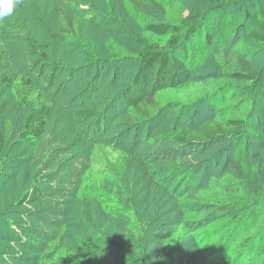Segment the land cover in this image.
Instances as JSON below:
<instances>
[{"label":"trees","instance_id":"obj_1","mask_svg":"<svg viewBox=\"0 0 264 264\" xmlns=\"http://www.w3.org/2000/svg\"><path fill=\"white\" fill-rule=\"evenodd\" d=\"M207 1L214 4L211 9L226 7L222 0ZM231 1L245 9L249 18L248 38L264 44V0H256V5L253 0ZM31 2L36 8L41 5L40 0ZM49 10L51 8L45 10L46 14ZM32 12L33 9L22 5L21 0L14 14L20 13L26 30L23 39L29 48L36 50L42 42L39 43L33 32H27L28 21L34 18ZM60 17L59 33L50 38L79 40L83 49L91 53L94 43L84 40L80 32L82 22L79 19L74 22L65 14ZM204 17L203 12L190 15L185 43L195 36ZM47 19L46 23L53 22ZM15 25L10 18L0 21V85L4 86L0 96L5 95V101L14 100L22 109L17 112L18 119L7 120L5 132L0 128V157L8 145L20 147L43 140L45 136L50 149L47 155L39 150L33 153L30 162L36 160L38 165L32 181L10 200L12 202L0 208V225L6 227L0 232V264H195L194 253L189 250L198 245L209 250L217 247L214 250L216 260L230 252L229 263L235 264L241 254L246 264H264V258L260 260L263 248L260 253L253 254L256 248L251 251L259 235H247L239 241L242 254L240 249L226 244L229 232H220L215 228L218 224L206 228L210 221L219 222L222 218L235 222L237 227L247 224L251 212L255 214L257 209L264 208V186L263 191L256 193V201L241 205L225 185L219 184L218 177L210 183L198 182L201 150L216 144L237 148L229 163V173L234 180L252 187L259 184V173L264 177V158H252L247 146L249 136L260 138L264 130V69L233 75L236 81L247 83L248 88L250 105L241 116L221 114L198 124H178L166 137L168 144L160 146L142 139V133L140 142L128 145L101 138L93 142L86 140L88 149L85 152L80 149L81 145L62 146L65 137L54 139L50 129L54 104L33 73L13 68L1 71L11 57L3 33H8ZM8 28L10 30L5 31ZM145 30L157 36L172 34L167 43L153 42L139 51L137 71L131 84L133 92L129 94L130 89L123 92L130 111L118 124L134 125L131 127L134 135L139 131L136 129L139 123L143 126L151 123L152 118L143 109L156 104L155 90L160 88V83H175L180 78L177 70L185 66L175 52L181 45L176 35L179 26L163 21L149 22ZM205 35L210 42L209 33ZM42 46L43 60L60 56L48 51L50 45ZM31 53L29 50L25 56L29 58ZM104 109L103 105L96 108L83 105L77 110L76 118L81 119L85 127ZM79 132L77 129L75 134ZM96 132H100L99 128ZM155 146L170 151L161 152V149L160 153L154 150L156 153H151ZM194 153H197L195 158ZM2 160L0 178L15 179L14 174L5 172L9 163L7 156ZM65 168L70 170L65 171ZM5 183L0 181V189ZM161 191L169 196L165 204L159 206L155 199L154 208L147 214L138 211L136 201L145 208L146 194H154L158 199ZM206 204L212 206L206 208ZM241 206H244L243 215ZM192 226L198 230L193 231ZM246 252L249 253L245 255Z\"/></svg>","mask_w":264,"mask_h":264},{"label":"rangeland","instance_id":"obj_2","mask_svg":"<svg viewBox=\"0 0 264 264\" xmlns=\"http://www.w3.org/2000/svg\"><path fill=\"white\" fill-rule=\"evenodd\" d=\"M40 1L41 5L38 8L31 0H22V5L33 9L34 18L28 21L27 32L29 30L33 32L39 43L42 42L41 45H38L36 50L27 46L23 39L26 30L23 29L20 13L8 17L15 21L16 25L12 30L6 29L5 31L10 30L8 33H3V36H6L3 40L9 46L11 57L1 71L8 72L13 68L21 72H31L38 79L41 88L46 92L45 95L54 104L50 129L54 139L59 136L65 137L62 146L81 145L80 149L86 152L88 149L86 140L93 142L96 138H101L128 145L140 142L141 133L144 135L142 139L156 142L160 146L162 143L168 144L166 137L178 124H198L209 118L220 117L221 114L241 116L248 110L250 99H248L247 83L236 81L233 75L240 72L262 71L264 44L255 43L248 38L246 33L249 18L246 17L245 9L240 4L231 0H222L225 2V9L215 10V8L211 9L214 4H210L207 0ZM253 2L256 5L257 1L253 0ZM48 8L51 10L46 14L45 10ZM197 12L204 13L205 21L200 23L197 33L190 42L185 43L184 34L190 15ZM63 14L72 18L74 22L76 19L82 22L80 32L84 40L94 43V47L90 49L91 53L83 49L84 45L79 40L61 41L58 36L50 38L51 35L59 33L58 22ZM45 18H48L47 20L51 18L53 22L49 21L48 24ZM158 21L180 27L176 35L180 38L181 45L175 52L185 66L177 70L180 78L175 83L171 84L168 81L160 83V88L155 90L156 104L148 105L143 109L152 118L151 123L145 126L139 123L136 127L139 131L134 135L131 133L133 131L131 127L134 125L118 124L120 118L130 111L123 92L127 89H130L129 94L133 92L131 84L137 71L139 51L153 42L165 44L171 38L172 32L157 36L145 30L147 23ZM207 33L211 36L210 42L206 41ZM47 36L50 39H47ZM42 45H50L48 51L59 53L60 56L43 60L40 55L41 50L44 49ZM29 50L33 53L28 58L25 54L29 53ZM60 58L61 62H59ZM2 89L4 90V86L0 85V93ZM83 105L92 108L103 105L106 109L94 120L86 121L89 123L83 127V121L76 118L77 110ZM20 109L22 108L14 100L5 101V95L0 96V128L3 132L8 119H18L17 112ZM133 118L136 119L134 116ZM96 128H99V133L96 132ZM77 129L81 132L79 135L75 134ZM261 134L260 138L248 137V152L252 158L259 156L264 158V130ZM46 138L45 136L43 140L20 147L15 144L10 147L8 145L7 151L0 157L3 159L7 156L9 163L5 172L11 176L14 174L15 178L10 180L6 177L0 178L1 182H6L0 189V208L5 207L8 201L12 202L10 200L15 199L32 181L38 163L36 160L30 162V159L37 150L47 155L50 148ZM159 146L151 148V153H160L162 148L159 149ZM80 149L78 148L79 151ZM166 151L170 150L162 149L161 152ZM201 151L202 158L198 162L200 184L210 183L218 177L216 179L219 184L227 187L229 193L239 200L238 204L244 205L256 201V193L263 191V174L259 173L258 185L248 187L247 183L234 180L229 173L230 157L236 154L237 148L216 144ZM195 156L197 153H194L193 158ZM190 158L192 159V156ZM61 171L59 170V175H62ZM145 198V208H142L141 202H135L138 211L141 213L144 211L143 214L154 208L155 199L156 203L159 202V206L169 200V196L164 191H161L159 200L154 194H146ZM211 206L205 205L206 208ZM243 208L244 206H241V215L244 214ZM251 216L244 226L241 223L237 227L235 222L222 218L219 222L210 221L206 228L218 224L215 228L220 232H229L226 244L230 243L228 246L240 249L241 253L243 247L240 246L239 241L245 239L247 235H259L255 238V247L251 251H255L256 248L258 252L256 250L253 254L260 253L261 248L264 250V245H261L264 242V208L257 209L255 214L251 212ZM237 219L240 220L239 217ZM5 228L0 225V232ZM192 230L196 231L198 227L192 226ZM216 248L212 246L209 250L198 245L189 252L194 253L195 264H234V262L229 263L230 252L216 260L214 253ZM224 257L225 260H221ZM243 257L240 254L235 264H246ZM262 258L264 251L260 260Z\"/></svg>","mask_w":264,"mask_h":264},{"label":"clouds","instance_id":"obj_3","mask_svg":"<svg viewBox=\"0 0 264 264\" xmlns=\"http://www.w3.org/2000/svg\"><path fill=\"white\" fill-rule=\"evenodd\" d=\"M21 0H0V21L12 16Z\"/></svg>","mask_w":264,"mask_h":264}]
</instances>
